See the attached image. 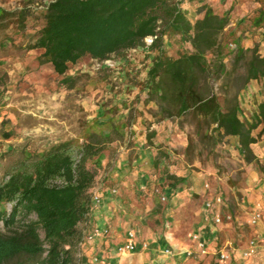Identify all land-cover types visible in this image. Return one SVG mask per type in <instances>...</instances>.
Returning <instances> with one entry per match:
<instances>
[{"label":"trees","instance_id":"1","mask_svg":"<svg viewBox=\"0 0 264 264\" xmlns=\"http://www.w3.org/2000/svg\"><path fill=\"white\" fill-rule=\"evenodd\" d=\"M199 1L21 0L19 10L0 8V32L12 25L24 31L31 17L27 8L38 2L43 7L42 23L27 49L40 50L38 64L49 65L63 77L62 84L71 81L65 77L69 66L84 57L104 62L146 49L151 61L144 88L147 101L157 109V119L177 122L180 128L188 122L196 137L214 146L232 139L242 163L259 166L253 147L264 136V100L255 101L245 118L238 95L252 81L264 85V54L256 47H237L227 65L223 35L228 13L219 15ZM196 4L198 17L191 21L189 5ZM147 38L152 39L149 45ZM171 41L180 47L175 56L165 49V42ZM214 79L219 82L217 92ZM154 135L147 134L146 145L156 153L153 168L157 170L169 156L153 144ZM107 141L91 135L81 144L77 162L60 144L6 173L0 183V264H84V258L76 257L80 224L91 215L95 185V171L87 164ZM161 177L173 194L186 187L185 178L167 169ZM57 179L61 184H52Z\"/></svg>","mask_w":264,"mask_h":264},{"label":"rangeland","instance_id":"2","mask_svg":"<svg viewBox=\"0 0 264 264\" xmlns=\"http://www.w3.org/2000/svg\"><path fill=\"white\" fill-rule=\"evenodd\" d=\"M22 6L21 0H0V8L5 11L19 10ZM27 10L31 17L27 19L24 31L20 32L12 25L4 33L0 32V183L6 179L9 170L27 164L30 156L65 144L68 154L77 162L81 156V144L88 142L91 135L107 137L108 141L103 145V150L93 162L87 164L88 168L95 171V185L91 193H98L100 196L102 194L101 203L93 206L87 221L80 224L82 238L92 227L107 230V236L90 243L85 241L77 251V259L84 258V264H103L104 244H112L109 248L119 253L118 248L123 244L117 245L116 236L135 231L132 225L128 226L126 232L119 227L122 213L116 201V198H121L118 191V174L130 173L136 168L143 169L145 161L148 165V175L155 177L152 182L156 188L165 186L163 182L157 184L159 174L164 169L188 172L187 174L194 178L195 181L192 182L198 189L204 190V185L208 184L209 190L204 197H222L220 214L223 224H228L224 229L229 231L227 241L233 240L231 247L235 250L244 246L252 238L249 236L250 232L253 233V227L247 224L246 218L250 219L252 214V205L249 203L251 197L253 199L254 195L259 194L264 184V158L259 166L252 164L259 178L254 180L255 190L252 192L256 193H251L247 165L240 160L234 140L226 139L214 146L210 141L196 137L188 122L182 128L178 127L177 122L164 121V124H160L161 121L155 116L157 109L153 103L147 101V91L144 88L147 68L151 61V55H148L144 48L125 52L121 56H112L104 62L84 57L76 65L69 66L65 77L71 78V81L62 84L63 77L54 74L49 65L38 64L37 58L41 51L27 49L33 42L34 32L42 23L40 16L43 7L34 2ZM223 37L227 55L224 61L228 65L231 53L236 47L231 46L232 39L226 34ZM165 49L169 55L175 56L180 47L171 41L165 42ZM212 83L217 92L219 82L214 79ZM251 90L252 88L246 86L243 93H250ZM250 96L246 102L248 107H240L245 118L254 110L255 101L264 100V85L258 82V88L252 90ZM152 131L155 133L153 144L161 146L169 156L168 161L161 163L157 170L153 168L155 151L146 145V136ZM189 140L191 143L187 150ZM169 142L175 145H165ZM262 148L259 147L258 151H262ZM142 151L155 155L150 161L147 160L148 154L146 158L138 160ZM52 184L60 185L61 181L57 179ZM188 186L192 187L187 182L186 187ZM113 189L116 190L115 194L110 193ZM186 191L180 200L182 207L179 220H175L178 224L170 226L156 219L153 228L158 229V232H155L157 235L170 234L177 243L173 245L171 240L162 248L163 254L167 255V261L172 260L173 264H202L198 258V255L202 254L192 236L199 234L195 225L200 212L202 215L205 198L198 193H185ZM106 193L110 194L109 197ZM156 194L158 195H154ZM166 197L170 196H163V201L161 198L157 199L158 209L166 205ZM109 204L113 206L111 212L114 216L111 220L108 219L107 223L103 217L97 220L92 216L93 212ZM5 209L8 212L10 206H5ZM109 220L115 222V228ZM113 229L116 233H113ZM210 232L207 230L205 243L207 240L212 241L217 235ZM142 242L148 244L145 239ZM225 242L226 240H221V246H212L213 257L217 261V253ZM148 249L149 244L144 250L137 246L131 253L147 252ZM166 249L170 251L169 254L164 253ZM186 252L191 255L187 256ZM175 253L182 255L178 259L170 256ZM94 258H97L98 262L94 263Z\"/></svg>","mask_w":264,"mask_h":264},{"label":"crops","instance_id":"3","mask_svg":"<svg viewBox=\"0 0 264 264\" xmlns=\"http://www.w3.org/2000/svg\"><path fill=\"white\" fill-rule=\"evenodd\" d=\"M200 4L204 3L209 5L217 14L223 15L225 13H228L229 17V24L227 28L224 30V34H226L229 38L232 39L233 44L231 46H235L243 48V49H251L253 47H256L258 49V52L263 55L264 54V0H200ZM198 4L196 5H189V11H188V18L191 21H194L197 19L198 15L196 14V8ZM262 85V82H259ZM248 88H252V90L258 88V82L252 81L247 85ZM250 93H243L244 90L238 95V100L240 107L243 105L246 108L248 107L246 105V102L248 101L252 95ZM168 121V120H164ZM161 121L160 124H164L165 122ZM172 122V121H169ZM175 123V122H172ZM162 128V127H161ZM175 128V127H174ZM163 129V128H162ZM233 143L236 144L234 141ZM165 145H169L173 147L175 145L172 142H169ZM263 147L262 151H258L259 147ZM254 153L256 158L259 160V163L261 162V159L264 158V137L260 142H258L253 147ZM148 154V156H147ZM156 154V153H155ZM149 152L142 151L140 153V156L138 160H142V157L146 158L148 157V161H150L151 157L153 155ZM134 161V163H136ZM149 163V162H148ZM252 164L247 165V174L249 177V189L247 191L251 193L255 190V182L254 180L259 178V174L252 168ZM174 167L172 166V169ZM148 165L147 162H144V168L143 169H137L132 170V172L125 174H118V187H119V194L121 195L120 200L116 198L117 206L121 210L120 218L122 221L119 223V227L123 229V232H126L129 225H132L134 227L133 233L136 235V241L138 243V247L140 242H142L144 239L148 241L149 249L147 252H139L136 254L128 253V254H119L113 248L111 247L112 244L105 243L104 246V261L103 264H173V261H167L165 256L162 252V248L167 246V243L172 240L173 245L175 243L173 238L170 236V234H165L163 236L157 235L155 232H158L157 228L154 227V221L157 219L162 223H165L166 225L174 226L178 224L176 220L178 219V216L181 212L182 203H180L181 197H184L185 194L183 193L186 191L184 187L182 190L172 193L169 192L167 187H160L156 188L155 184H153L152 181H155V177H151L148 175ZM170 174H174L178 177H182L186 179V184H190V186L187 188L188 192L198 193L199 195H204L206 192L202 189H198V186L193 184L192 181H195L194 178H191L190 175H188V172L184 171H176V170H169ZM160 177V178H159ZM157 184L160 182L164 183V177L161 178V174H159ZM197 179V178H196ZM193 184V185H192ZM197 184V183H196ZM253 187V188H252ZM107 191V190H105ZM155 193H158V195H154ZM100 195V194H99ZM109 193H106V196L109 197ZM102 196V194H101ZM163 196H170L167 198V203L162 207V209L157 208V199L162 198ZM204 197L205 199L208 198ZM251 197V195H249ZM204 199V200H205ZM144 200V201H143ZM185 201L186 199L183 198ZM143 201V202H142ZM251 206L252 212L254 211H260L263 215V219L261 223L257 227L251 228L253 231L250 232L249 238L255 237L257 233L262 232L264 230V184L261 187L260 193L257 195H254V198L249 202ZM113 206L111 204L107 206L101 207L98 211L93 212L92 216L95 217L97 220L100 217H103L105 223H107L108 219H112L114 215H112L111 208ZM249 208V207H248ZM199 209V208H198ZM201 210V209H200ZM202 215L200 212V216L198 217L197 213V223L195 225L196 231L199 233L202 240L205 241V236L207 235V230H210L211 234L217 233V235L213 238L212 241L207 240L206 241V247L207 251L205 254L198 255L199 262H202V264H211L214 262L215 264H264V260L259 258V260H250L247 262H243L240 258V252L241 249L243 250L246 246V243L244 246H241L239 249L235 250L231 247V241H227L226 237L229 234L228 230H224L227 225H224L223 223L220 225H213L211 226L209 222H212V215L208 214L204 211V208H202ZM221 213V210H220ZM97 215V216H96ZM99 215V216H98ZM107 216V217H106ZM180 217V216H179ZM247 224L249 225V219L246 218ZM109 222L114 226L115 228V222ZM103 223V222H101ZM214 224V223H213ZM113 233H116V231L113 229ZM121 233V232H119ZM130 232H128L129 234ZM127 233L123 235H117V245L124 244L127 241ZM123 236V238H121ZM127 236V237H126ZM232 238V237H230ZM221 240H226L225 244L219 251L225 250L231 255V259L229 262H219L216 258L213 257L214 250L212 249V246H218L221 242ZM228 247V248H227ZM182 253V252H181ZM211 253V254H210ZM180 253L171 254L170 256H173L178 259L180 257ZM169 257V256H168ZM258 261V262H257ZM189 264V263H188Z\"/></svg>","mask_w":264,"mask_h":264},{"label":"built area","instance_id":"4","mask_svg":"<svg viewBox=\"0 0 264 264\" xmlns=\"http://www.w3.org/2000/svg\"><path fill=\"white\" fill-rule=\"evenodd\" d=\"M151 38H147L145 40V44L149 45L151 43ZM209 190V185H204V191L207 192ZM111 194H115L116 190H111ZM91 199L93 206H98L101 203V196L98 193H91ZM161 200L163 201L164 198L162 197ZM223 206V200L220 195H210L208 198L204 200L203 208L204 211L208 214L212 215V221L214 225H220L223 223V218L220 214L221 207ZM229 219V217H227ZM263 219V215L260 211H254L251 214L249 219V225L251 227H257ZM107 236V230H102L98 227H92L90 232L83 236L79 246H82L85 241L87 242H94L96 239L104 238ZM193 241L196 243L197 248L201 254L206 253V244L205 241L202 240L199 234H195L192 236ZM138 243L136 241V236L133 232H130L127 237V241L118 248L119 254L131 253L137 248ZM148 246L147 243L142 242L139 244V248L142 250L146 249ZM165 254H169L170 251L166 249L164 251ZM186 255H191L190 252H186ZM219 262H227L230 260V254L225 251H219L217 253ZM240 258L243 261H250L256 260L257 258L264 259V230L262 232L257 233L255 237H252L246 244L245 248L240 252ZM93 262H98L97 258L93 259Z\"/></svg>","mask_w":264,"mask_h":264}]
</instances>
